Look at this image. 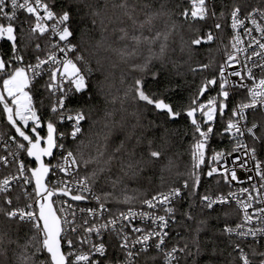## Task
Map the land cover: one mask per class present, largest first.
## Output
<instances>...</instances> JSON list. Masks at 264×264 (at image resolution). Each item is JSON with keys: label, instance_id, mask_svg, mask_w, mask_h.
Segmentation results:
<instances>
[{"label": "snow or ice", "instance_id": "snow-or-ice-1", "mask_svg": "<svg viewBox=\"0 0 264 264\" xmlns=\"http://www.w3.org/2000/svg\"><path fill=\"white\" fill-rule=\"evenodd\" d=\"M168 2L0 0V264H187L217 236L227 264H264V0ZM174 15L193 33L178 49ZM169 65L200 76L184 106L148 88ZM182 117L189 162L170 179Z\"/></svg>", "mask_w": 264, "mask_h": 264}, {"label": "trees", "instance_id": "trees-1", "mask_svg": "<svg viewBox=\"0 0 264 264\" xmlns=\"http://www.w3.org/2000/svg\"><path fill=\"white\" fill-rule=\"evenodd\" d=\"M239 2L241 3H254L255 0H239ZM60 0H57V6H59ZM233 3V0H215L214 3V8L215 11L217 13V15H219V13L221 11H224V7L223 5L227 4L229 5V9ZM177 5H179V7H177ZM167 7L173 12V13H177L179 11H182L184 7H189V3L188 0H169ZM173 18L175 20H177L178 23L184 24V21L182 20L181 17H179L178 15H174ZM212 25V22L210 20H208L206 22V24H204V30L207 29L208 26ZM158 26H162V23H158ZM183 36L184 39H189L193 33H190L188 31L187 28V24H184L183 29H181L179 31L178 34L175 35V41H176V45H177V49L179 47V43H180V36ZM226 36H230V32H228L226 34ZM227 42V40L225 41ZM211 47V48H215L216 44L213 43L210 46H204L202 45L201 48L199 50H196L194 52L193 55V59H192V63L193 65H195V63L197 62H207V57H208V52H207V48ZM2 51L4 53H8L9 52V46L8 44H3L2 45ZM173 60L177 59L176 56L172 57ZM184 59H187V57L185 56ZM182 62V61H181ZM159 67V65H157V68ZM171 71V65H169V68L165 70V73L160 75L159 77H157L156 80H153L151 78L150 75L146 76L145 79L147 80V85L148 88L151 89L154 92H161L163 90L167 89H174V91H170L169 92V99L174 102V103H180L182 106L186 105L190 96L192 95V93L195 91V86L196 84H198L200 82V76H193L191 73L187 72V67H183L181 69V71L185 72L184 76H176V75H168V73ZM47 77H45L46 79ZM43 83V80H40L37 83V87H39L41 84ZM179 86V87H177ZM208 94H212V93H208ZM203 98L206 99L207 95ZM36 99L39 100L41 99V96L39 94H37ZM72 105H76L80 102L79 97H73L72 98ZM48 101H45V104H47ZM42 114L46 117L48 115L47 110H42ZM147 118L149 120H151L153 118V113L149 112L146 114ZM169 129H175V134H172L170 132L169 134V140H170V146H166L167 147V155L170 156H175V154L179 153L181 154L179 157V168L178 169H173L172 173L170 174V179H175L176 177V172H185V168L184 165L187 164L189 162V156H188V147L189 144L191 142V135H190V128L188 127V122L186 119H184L183 117L168 125ZM220 127V123H217V128ZM4 128V124H3V120L0 119V129ZM85 130H87V126H85ZM62 132L67 133V128H61ZM184 131H188L189 135H184ZM44 134V133H42ZM160 133L159 131L156 133V143L157 145L161 144L162 141L160 140ZM182 137V139H181ZM69 147H72L71 142L69 141L68 143ZM228 143L227 140H225L223 143H221L219 140L214 139L211 142V148L213 149H219L221 147H227ZM146 151V149H145ZM0 154H2V149H0ZM147 175H151V173H146ZM0 178H2V173H0ZM135 186V185H134ZM208 184L207 182H205L202 185V189L207 188ZM216 186L213 185V188H215ZM142 190L143 189H147L148 188V183H147V179H145L143 185L141 186ZM225 192H227V188L224 189ZM151 194V193H149ZM181 210H183L186 207V203L182 204L181 206ZM216 213H213V216H215ZM223 223L224 221H217L215 219H209V229L210 230H214L217 227H223ZM234 226V225H233ZM212 234L211 231L205 232L201 234V238L206 237L207 235ZM175 235V234H173ZM217 246L213 247V245L209 244L206 247L202 248V250L200 251L199 255H196L194 257H189L187 260V264H227L228 261V252L231 251L232 249L229 247V241L226 237H220L217 236ZM9 257L11 258V250L9 251ZM182 264H184V262L182 261Z\"/></svg>", "mask_w": 264, "mask_h": 264}, {"label": "built area", "instance_id": "built-area-1", "mask_svg": "<svg viewBox=\"0 0 264 264\" xmlns=\"http://www.w3.org/2000/svg\"><path fill=\"white\" fill-rule=\"evenodd\" d=\"M214 3H215V0H214ZM189 8H190V4H189ZM21 15V18L23 17V15H26V14H24V13H21L20 14ZM212 23L214 22L213 21V19H209ZM249 26H251V25H249ZM230 32V31H229ZM230 35H231V32H230ZM254 35H256V33H254ZM46 77V76H45ZM213 94V93H212ZM208 95H210V94H208ZM236 100H239L240 99V97H236L235 98ZM61 128H64V129H66L67 128V132L68 131H70V129L67 127V125H63V126H61L60 127V131H61ZM227 143H228V141H227ZM2 153H3V150H2ZM56 161L55 160H52V163H55ZM241 185H236L235 187H240ZM81 206H83V203L81 204ZM250 242V241H249ZM259 249L260 250H264V238H262L261 239V243H260V245H259Z\"/></svg>", "mask_w": 264, "mask_h": 264}, {"label": "water", "instance_id": "water-1", "mask_svg": "<svg viewBox=\"0 0 264 264\" xmlns=\"http://www.w3.org/2000/svg\"><path fill=\"white\" fill-rule=\"evenodd\" d=\"M203 98H204V97H203ZM203 98H202V99H203Z\"/></svg>", "mask_w": 264, "mask_h": 264}]
</instances>
